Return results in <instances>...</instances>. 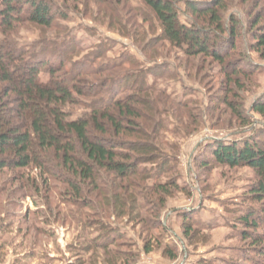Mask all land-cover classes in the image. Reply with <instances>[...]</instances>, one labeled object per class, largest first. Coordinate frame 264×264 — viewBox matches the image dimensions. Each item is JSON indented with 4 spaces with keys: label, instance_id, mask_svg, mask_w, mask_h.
Instances as JSON below:
<instances>
[{
    "label": "trees",
    "instance_id": "16d2710c",
    "mask_svg": "<svg viewBox=\"0 0 264 264\" xmlns=\"http://www.w3.org/2000/svg\"><path fill=\"white\" fill-rule=\"evenodd\" d=\"M84 1L87 9L89 2ZM96 1L105 3V8L100 10L101 17L108 19L111 27H119L116 30L122 29L123 20L129 25L132 22L131 32L121 35L133 38L135 44L141 45L137 48L143 54V39L139 40L143 31L136 17L148 22V34L159 32L154 38L156 43L165 42L186 58L205 57L219 66V74L226 80L227 94L217 102L228 108L240 127H250L252 133L229 142L216 141L192 161L198 168L248 167L256 181L247 187L240 206L227 210L225 239H236L243 244L242 248H221L217 256L200 258L194 264H264V130L254 131L253 126L254 116L264 121V93L256 96L251 104L253 116L243 110L240 102L245 79L249 81L251 76L260 73V67L252 64L242 50L241 59L227 61L231 51L238 50L236 41L244 40L249 34L247 52H253L264 62V23L260 24L264 13L249 15L246 29L243 19L231 8L248 0L239 4L236 0H139L141 7L138 8L131 7L127 0ZM118 3L134 18L127 19L125 9L120 10ZM180 3L191 21L189 26L180 21ZM80 4V0H0V177L8 176L0 188V212L3 213L0 238L9 227L4 221L7 213L2 196L8 198L15 192L35 204V210L27 215L40 219L44 228L39 231L48 238L52 233L45 226L60 223L75 231L82 242L79 248L96 254L98 250L124 242L121 228L114 223L126 219L132 224L145 225L150 231H159L150 238H154V244L163 246L164 257L175 261L177 246L170 239L161 216L163 198L171 190L184 192L186 188L177 183L175 160L170 162L159 145L148 142V131L138 128L142 117L138 106L148 104L142 103L135 94H123L126 90L154 93L147 76H153L158 82L167 79L168 73L150 69L147 73L125 72L121 77L120 70L125 64L139 66L133 57L112 66L87 65L90 58L74 61L81 54V48L74 41L57 45L42 38L39 46L26 48L17 40L23 28L39 30L42 35L55 30L58 22L68 20ZM50 46L56 48L51 50ZM103 53L100 50L95 58H104ZM42 74L48 77L47 82L42 81ZM101 75L108 76L102 77L97 85L85 81ZM160 94L166 103L179 108L196 105L190 93L179 103ZM228 96H232L233 102ZM155 102L149 108L158 116L163 113L165 103L160 99ZM168 122L165 116L152 124L166 132ZM132 135H141L145 142H128L126 138ZM177 146L171 147L174 158ZM135 177L153 184L150 188H140L135 184ZM5 184L15 186L13 193L3 195ZM149 196L156 197L159 204L152 206ZM38 206L45 211H40ZM197 212L187 209L180 213L183 236L190 246L199 241L203 244V239L196 237L211 231L210 225L195 219ZM144 250L152 251V240L144 243ZM115 254L121 264H129L128 254L119 251ZM115 254H112L114 258ZM37 256L47 260L45 253Z\"/></svg>",
    "mask_w": 264,
    "mask_h": 264
},
{
    "label": "rangeland",
    "instance_id": "374dc122",
    "mask_svg": "<svg viewBox=\"0 0 264 264\" xmlns=\"http://www.w3.org/2000/svg\"><path fill=\"white\" fill-rule=\"evenodd\" d=\"M80 1L82 4L78 5L79 9L72 12L68 20H60L55 30L42 35L39 30L23 28L17 40L20 45L26 48L38 45L42 38H46L48 43L57 45L74 41L81 48L80 56L74 61L90 58L91 62L87 61V65L112 66L113 63H120L127 57H133L139 66L131 67L125 64L120 70L119 76L121 77L125 75V72L138 74L140 71H144L147 73L146 71L150 69H159L168 73L165 75L167 79L158 82L154 81L153 76H147L148 85L153 86L154 90L159 93H137L126 90L123 94H135L142 103L148 104L145 107L138 106L142 115L138 128L148 131V142L159 145L161 151L170 157V162L175 160V164L173 161L172 164L175 165V176H178L177 183L181 188H186L184 192L171 190L170 195L163 198L164 209L161 215L164 225L168 228L170 239L177 246L178 258L175 261L169 260L163 255V246L154 244V238L150 237L158 235L159 231H150L147 226L139 223L132 224L126 219L121 220L120 223H114L121 228L125 243L117 242L107 250L96 251V254L87 253L79 248L81 240L77 238L75 231L72 228H66V225L55 223L45 226L52 233L48 238L40 232V229L44 228L40 219L27 215L28 212L35 210V204L29 198H21L19 193H13L15 186L5 184V188H3L6 192L4 191L3 195L13 194L8 198L2 196L7 213L4 221L9 227L0 238V245L3 247L0 248V264H121L115 254L118 251L130 256L129 264H194L200 258L211 259L217 256L218 250L221 248H242L243 244H240L236 239H225V235L228 233L225 222L227 210L239 207L247 187L256 181L253 171L244 166L234 169L218 165L198 168L194 160L192 161L207 146L216 141L229 142L252 133L250 127H240L228 108L217 102L227 94L226 80L219 74V66L205 57L186 58L165 42L156 43L154 38L159 32L154 31L156 34H148L150 32L148 22L142 21L141 17H136L135 19L142 26L143 31L142 36H139V40L143 39L141 43L144 44L142 46L143 54L137 48L141 45L135 44L133 38L121 35L131 32L132 22L129 25L123 20L121 22L122 29L118 31L116 28L119 27H111L108 24V19L104 20V17H101L103 13L100 10L105 8L103 6L105 3L86 0L89 2V7L85 9L83 4L85 1ZM127 1L133 8L141 7L139 0ZM240 1L242 0H236V3L239 4ZM263 6V0H248L245 4L232 7L231 11L243 19L247 29L248 16L264 13ZM118 7L123 11L125 9L127 19L134 18L133 14H128L123 4L120 3ZM180 7V21L189 26L191 21L183 12L185 9L183 3H180ZM198 23L201 25V22ZM263 23L264 19L260 24ZM236 43L238 50L231 51V56L227 61L233 63L241 59L239 52L242 50L246 51L245 54L250 58L252 64L260 67V73L251 76L249 81L245 79V89L240 91L243 110L251 116L250 108L253 100L256 96L264 93V62L260 61L253 52H247V46L250 44L249 34L244 40H237ZM55 48L50 46L51 50ZM100 50L104 51V58H95ZM152 51H155L156 55H153ZM247 65L253 68L251 63H247ZM106 76L108 75L92 76L85 78V81H89L91 85H97L101 78ZM41 79L43 82H47L48 77L42 74ZM160 92L175 103L181 102L184 95L190 93L196 105L186 109L179 108L172 103H166L165 97ZM156 99L165 103L163 113L158 116H154L149 108L153 102L156 103ZM228 99L233 102L232 96H228ZM234 103L236 104V102ZM79 113L81 110L78 108L77 114ZM165 116L169 121L167 131H159L158 127L152 123L157 122V118L162 120ZM253 120L254 131L264 130L263 120L257 116H254ZM152 137H155L156 140H152ZM126 139L128 142L134 143L145 142L141 135H132ZM172 145H178L175 158ZM6 177L8 176L0 177V188ZM134 181L140 188L145 186L150 188L153 184L150 180H140L137 177L134 178ZM52 195L55 197V194L52 193ZM148 198L152 206L159 204L156 197L149 196ZM52 201L55 203L54 199ZM38 207L40 211H45L41 206ZM187 209L198 210L195 219L211 226V231L200 233L199 237H196L198 240L203 239V244L202 241H199L194 246H190L183 236V219L180 213ZM0 215L2 216L3 213L0 212ZM110 221H113V218ZM207 238L209 239L207 240ZM149 240H152V251L146 253L144 243ZM42 253H45L47 260H42L37 256ZM112 254H115V258ZM239 264H243V262H239Z\"/></svg>",
    "mask_w": 264,
    "mask_h": 264
}]
</instances>
